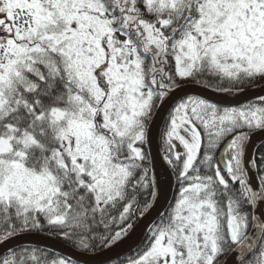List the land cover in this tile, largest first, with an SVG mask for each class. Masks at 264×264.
I'll return each instance as SVG.
<instances>
[{"label": "snow or ice", "instance_id": "6c2138e0", "mask_svg": "<svg viewBox=\"0 0 264 264\" xmlns=\"http://www.w3.org/2000/svg\"><path fill=\"white\" fill-rule=\"evenodd\" d=\"M255 88L264 0H0V264H264Z\"/></svg>", "mask_w": 264, "mask_h": 264}, {"label": "water", "instance_id": "95a60500", "mask_svg": "<svg viewBox=\"0 0 264 264\" xmlns=\"http://www.w3.org/2000/svg\"><path fill=\"white\" fill-rule=\"evenodd\" d=\"M264 94V91H262L259 88H255L254 90H249L247 92V96H241V99L245 98H252L256 95ZM232 99V98H229ZM262 141L261 137H256L254 139V143L259 145ZM159 145V137H158V129L153 130V143H152V151L153 153L157 152V148ZM157 165L159 166L158 170H163L164 172V166L163 162L160 160L159 156H157L156 160ZM167 179V178H166ZM174 189V184L172 186V192ZM171 195V192H170ZM156 212L153 211L150 217H148L143 223L147 224L149 220H151L153 217H155ZM143 238V225L141 230H138L135 235L133 236L132 240H130L127 244L123 245L120 249H117L115 252H107V253H98V254H80L79 252H76V250L69 248L65 244H63L62 241H58L55 238H52L50 236L45 235H38L34 238L32 243H38L41 247H46L48 249L55 250L57 252H60L70 258H73L79 262L85 263V264H106L108 262H111L122 255H125L129 253V248L135 244L136 242L142 241ZM27 243V241H25ZM4 249L0 248V252H3Z\"/></svg>", "mask_w": 264, "mask_h": 264}, {"label": "trees", "instance_id": "16d2710c", "mask_svg": "<svg viewBox=\"0 0 264 264\" xmlns=\"http://www.w3.org/2000/svg\"><path fill=\"white\" fill-rule=\"evenodd\" d=\"M57 254H58V253H57ZM58 255H59V254H58ZM123 258H124V257H122L121 259H123ZM116 262H117V261H114V262H112V263H110V264H116Z\"/></svg>", "mask_w": 264, "mask_h": 264}]
</instances>
